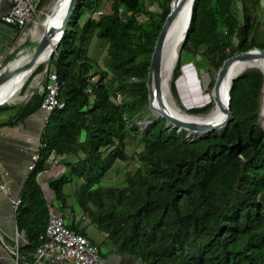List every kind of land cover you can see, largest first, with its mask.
Instances as JSON below:
<instances>
[{"label":"trees","instance_id":"1","mask_svg":"<svg viewBox=\"0 0 264 264\" xmlns=\"http://www.w3.org/2000/svg\"><path fill=\"white\" fill-rule=\"evenodd\" d=\"M45 1L37 0L35 9ZM102 1H74L48 58L63 103L47 109L38 157L13 209L17 231L26 239L18 252L32 251L40 240L50 203L35 175L49 166L45 157L53 149L64 153L58 160L62 168L47 179L53 200L63 207L72 197L70 209H79L80 218L92 222L101 237L88 235L85 223L76 227L71 219L67 226L87 236L99 252L131 255L143 264H264V130L257 113L262 72L248 66L233 76L230 117L222 127L186 135L146 108L149 53L168 0H156L149 9L143 0H107L106 8ZM234 1H192L170 71L173 97L182 62L208 71L209 92L224 56L253 45L264 48L258 1L237 0L238 8ZM93 39L104 46L101 63L90 51ZM43 66L33 65L6 92L7 99H22ZM42 94L34 90L7 121L34 110ZM9 106L0 103V109ZM210 106L208 101L187 111ZM143 118L149 120L139 128L137 120ZM133 138L141 145L129 150ZM129 159L136 163L121 170L118 182H102L115 160Z\"/></svg>","mask_w":264,"mask_h":264},{"label":"crops","instance_id":"2","mask_svg":"<svg viewBox=\"0 0 264 264\" xmlns=\"http://www.w3.org/2000/svg\"><path fill=\"white\" fill-rule=\"evenodd\" d=\"M257 1L260 3V7L264 9V0ZM8 6L9 0H0V53L4 54V58L8 51L12 49L11 47L7 50L11 40L18 32V30L15 31L16 25L6 22L2 18V14ZM8 110L10 111L8 112ZM15 110L16 108L0 109V264H14V253L11 251L14 247L16 248V264H66L43 257L36 258L34 248L32 251L24 252H18L17 250V246L26 239L21 232L17 231L11 200L19 197L27 172L25 163L28 159V153L30 150L37 148L39 144V133L47 109L38 105L21 119L7 121L12 119ZM61 168L62 164L58 161L49 163L47 168L38 170L35 177L43 195L47 197L46 201L50 203L47 211L52 210L61 214L66 225L72 219L76 227H80L83 225L84 220L80 218V210L79 213H76L77 209H70L68 204L72 198L69 203L59 207L57 202L53 200L52 190L47 183L48 177ZM99 253L104 260L110 259L115 264H143L142 261L131 255L116 252ZM97 264H102V262Z\"/></svg>","mask_w":264,"mask_h":264},{"label":"water","instance_id":"3","mask_svg":"<svg viewBox=\"0 0 264 264\" xmlns=\"http://www.w3.org/2000/svg\"><path fill=\"white\" fill-rule=\"evenodd\" d=\"M74 1L75 0L65 1V4L61 11V15H60L57 25L56 26L47 25L46 28L42 30L40 36L36 38L35 45L33 49L30 51V56L28 60L24 62L23 65H27L31 63L35 54H37V52H39L44 47V45L48 43L49 38L54 37V41L51 43V47L49 48L47 56L45 57V62L47 63L48 58L51 55V52L65 26L66 19L68 17L69 12L72 9ZM184 1L185 0H168V9L165 12L161 20V23L157 29V32L154 36L152 46L150 49V53H149L146 75L144 79V84L146 88V107L153 115L161 116L164 119L165 124L176 126V128H183L186 130V133L193 131L195 132V135H204V133H207V132L212 131L213 129H219L220 127H222L227 121V119L230 117V109L228 107L229 86H230L231 79L237 72L229 78L226 84V89H225V93H224L222 101L219 100L218 95H217L218 86L221 83L225 75L228 64L233 59H239V60L248 62V60L251 58L253 54H258L264 57V48L253 45V46H249L244 49L231 52L227 54L226 56H224L221 62L216 67L214 75H213V80L210 85V90L214 95V99H215L217 106L222 111V116L214 124L198 123L196 121H193V120H190V119H187V118H184V117H181V116H178L172 113V111L168 110L159 98V90H160L159 69H160V59H161V48H162L163 39L165 36V32L167 30V27L171 19L174 17L177 9L183 4ZM192 1L193 0H189L188 6H187L186 22H185V26H184V30L181 35V38L177 44L176 54H177L179 44L182 40V37L186 29V25L189 19V13L191 10ZM12 59H9V60L6 59V62L3 63L0 67V83L3 82L5 78L14 70V68L9 65V61ZM248 66H255L259 68V70L262 72V78H261V83L259 87V100H258L259 102H258V110H257V113L259 114V110L261 108V91L264 85V73L261 70V68L256 65H247L246 67ZM153 97H156V104L154 107L151 106V101ZM147 120L149 119L147 118L140 119V121L143 123L146 122ZM258 120H259V123L262 129L264 130V116L261 119L258 118ZM197 128H201L202 130H204V132L198 133L196 131Z\"/></svg>","mask_w":264,"mask_h":264},{"label":"built area","instance_id":"4","mask_svg":"<svg viewBox=\"0 0 264 264\" xmlns=\"http://www.w3.org/2000/svg\"><path fill=\"white\" fill-rule=\"evenodd\" d=\"M37 0H9L7 10L2 14L4 21L16 25L18 32L22 33L25 24L32 19L33 9ZM145 1V0H143ZM146 8H152V2H147ZM120 7L117 10L120 11ZM4 58V54L0 53V64ZM88 78L93 80L95 73L89 74ZM87 90L90 88L87 86ZM42 90L43 94L39 101V106L49 109L53 106H61L63 100L57 97V77L52 69H45L42 81L31 90ZM30 92V94H31ZM29 94V95H30ZM118 93L114 94L117 98ZM26 100V99H25ZM140 128L143 122L137 120ZM64 156L63 152H54L50 149L46 155L49 163H54ZM38 157L37 148L30 150L28 159L25 163L26 169H30L36 158ZM1 185V184H0ZM18 198L11 200V205L15 207ZM40 238L39 242L34 246L35 257H43L52 261H59L66 264H115L112 260H104L100 255L97 246L81 232L67 226L62 219L61 214L56 211L49 210L44 222L42 232L37 234ZM14 253V264H16V248L11 249Z\"/></svg>","mask_w":264,"mask_h":264},{"label":"bare ground","instance_id":"5","mask_svg":"<svg viewBox=\"0 0 264 264\" xmlns=\"http://www.w3.org/2000/svg\"><path fill=\"white\" fill-rule=\"evenodd\" d=\"M65 1L66 0H51L48 3V5L46 6V8L40 12L42 14H39L36 19H33V14H32V20H33L34 25L39 26L38 28L36 26H33V27H35V30H38L36 33V38L38 36H40L42 30H44L47 25H49V26H56L57 25L59 18H60V15H61V11H62L63 6L65 4ZM188 3H189V0H185L183 2V4L177 9L174 17L171 19V21L167 27V30L165 32V36H164L163 44H162V48H161V59H160V69H159V72H160L159 98H160L161 102L166 106V108L168 110L172 111V113H174L178 116L196 121L198 123H203V121H207V119H210V118H214V119H220L221 118L222 111L217 106L216 102H213V104L209 108L208 112H206L202 115H189L170 96L169 84L166 85V83H165V85H166L165 88L162 86L161 71H165L167 74H170L171 68L174 66L173 64H174V61L176 59L177 44L181 38V35L183 33V30H184L185 22H186V10H187ZM34 9H35V7H34ZM34 9H33V11H34ZM170 27H171V29H170ZM169 29H170V31H169ZM53 41H54V37L49 38L47 45L46 44L44 45V47L45 46L46 47L45 48L43 47L39 52H37V54H35V56L33 57L32 62L27 64V65H23V64H24V62H26L28 60V58L30 56V52L28 54L23 55V56H17V54H18L17 53L16 57L14 56V58L9 61V65L11 67H13L14 70L5 78V80L3 82L0 83V97H3L6 101H13V100L7 99L6 92L14 84H16L33 65L43 62L44 66H43L41 71L42 72L45 71L46 66H47V64L45 62V57L47 56L48 50L51 47V43ZM32 49L33 48H30V50H32ZM247 65H256V66L260 67L264 73V57H262L261 55L253 54L251 56V58L248 60V62L242 61L239 59H233L228 64V66L226 68L225 75H224L221 83L218 86L217 95H218L219 100L222 101V99H223L225 89H226L227 79L229 80V78L233 74L240 71L241 69H244ZM39 81H40V75H39L38 79L32 84V86H34V85L36 86L39 83ZM166 82H168V81H166ZM32 86L30 87V89L28 90L26 95L22 98L23 100L27 99V97L29 96V94L32 90ZM210 92H211V90H210ZM196 93H198L199 96L201 97V100H202L201 104L208 102V101H211L212 96H210L209 93H204V92H201L200 90H197ZM211 94L213 95L212 92H211ZM155 104H156V97H153L152 101H151V106L154 107ZM259 115L264 116V85H263L262 91H261V108L259 110ZM214 123H211V124H214ZM196 131L198 133L204 132V130H202L201 128H197Z\"/></svg>","mask_w":264,"mask_h":264},{"label":"rangeland","instance_id":"6","mask_svg":"<svg viewBox=\"0 0 264 264\" xmlns=\"http://www.w3.org/2000/svg\"><path fill=\"white\" fill-rule=\"evenodd\" d=\"M50 1L51 0H46L45 3L40 8L34 9V11L32 13L33 14V19H36L39 14H42L40 12L43 11L46 8V6L48 5V3ZM147 2H152V7L156 6V0H145L144 1L145 4ZM233 4H234V6L236 8H238L239 4H238L237 0H235L233 2ZM107 5H108L107 0H103L102 4H101L102 8H104V7L106 8ZM257 11H258L259 17L261 18V25H262V21L264 20V9L260 7V3L259 2H258ZM80 18H81V16H80ZM80 18H79V20H80ZM33 26H36L37 28L39 27L38 25H34L33 20L31 19L30 21H28L25 24V26L23 28L24 31L22 33L17 32V34L15 35L13 40H11V44L7 48V50H9L11 47L14 48V50H13V52L11 54V57H9L7 60L12 59L14 56H16L18 51H19V53L17 54V56H23L25 54H28L31 51L30 50V46H34L35 45L36 33L38 31V30H35V27H33ZM171 27H170V29H171ZM170 29H169V31H170ZM90 51L92 52V54L96 55L97 61L99 63H101V59L104 56V46H103V44H98L97 39H93L92 42H91V45H90ZM183 58H186V55H184ZM5 62H6L5 59L2 60L1 64H0V67ZM44 72L40 71V72H38L36 74H33L31 76L30 80H32V78L35 75L39 74L40 75V81H42V76L44 75ZM214 72H215V70H214ZM214 72L212 73V75H214ZM208 77H209V73H208L207 70H203L202 68H196L190 61H184L180 65V74L174 80V85H175V88H176L177 96L175 98V97H173L171 92H169V94L173 98V100L182 109L185 110V112L187 114H189V115H202V114L208 112V110L212 106L213 102H215L214 96L211 94V92L210 91L209 92L205 91L206 81H207ZM161 78H162V86L165 88L166 85L169 84L170 74H167L165 71H161ZM30 80H29V82H30ZM166 81H168V82H166ZM227 82H228V79H227ZM227 82H226V84H227ZM28 83H27V85H28ZM165 83H166V85H165ZM33 88H35V85L32 86V89ZM25 89H26V87H25ZM25 89L22 90V92H24ZM197 90H200L201 92H204V93H209L210 96H212L211 97V106L209 108H207V110L205 109V110L200 111V112H194V113L190 112L189 113L187 111V107L201 104L202 100H201V97L199 96V94L196 93ZM0 102H6L7 104H10V106L7 107V108H17V105L19 103H22L23 99L13 100V101H5V99L3 97H0ZM147 110H148V108H147ZM9 111L10 110H8V112ZM258 118L260 119L259 114H258ZM217 120L218 119L210 118V119H207V121H203V123L211 124V123L216 122ZM189 133H195V132L191 131ZM189 133H186V135H188ZM135 136H137V133L135 134ZM140 145H141L140 142H137L133 138L127 144V149H129V150L137 149V148L140 147ZM135 163H136L135 160H130V159L129 160H115L112 163V165L107 169L105 174L102 176V182H104V183H115V182H118V180L121 177V170L123 168L132 169L133 165ZM72 185H73V183L70 182L69 184H66L65 187L68 186L67 188L70 189L72 187ZM71 198L72 197H68L67 198L68 199V203L70 202L69 200ZM71 201H72V199H71ZM72 205H74V204H72ZM76 213H79V209L76 210ZM82 220H84V223H85V225L83 223L85 232L88 235H91L95 240H98L101 237V231L97 230V228L93 225L92 222H88L87 218H82ZM100 247L104 250V246L102 244H101Z\"/></svg>","mask_w":264,"mask_h":264},{"label":"clouds","instance_id":"7","mask_svg":"<svg viewBox=\"0 0 264 264\" xmlns=\"http://www.w3.org/2000/svg\"><path fill=\"white\" fill-rule=\"evenodd\" d=\"M24 101V100H23Z\"/></svg>","mask_w":264,"mask_h":264}]
</instances>
